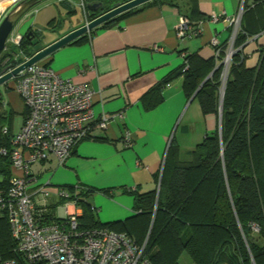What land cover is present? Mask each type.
Instances as JSON below:
<instances>
[{
	"label": "crops",
	"instance_id": "0c3cea01",
	"mask_svg": "<svg viewBox=\"0 0 264 264\" xmlns=\"http://www.w3.org/2000/svg\"><path fill=\"white\" fill-rule=\"evenodd\" d=\"M16 1L0 0V17ZM88 1L43 0L21 18L18 29L23 34L35 32L34 41L38 38V42L33 48L38 50L89 21ZM245 2L249 11L243 16V7L236 28L232 19ZM77 5L82 8L83 18L72 21ZM136 8L110 27L101 24L84 34V39L75 41L76 38L40 62L61 77L86 84L94 91V119L102 114L123 113L122 119L114 118L106 129L93 128L90 136L78 142L55 181L71 195L79 194L96 205L95 217L102 223L133 216L134 192L157 191L172 139L179 159L187 161L195 146L219 129V114H203L195 96H186L182 75L161 86L157 104H146L154 96L149 91L182 65L183 54H197L221 63L216 50L231 45L241 22L247 30L258 31L241 46L248 67L257 64L259 50L264 48V31H259L264 26V0H150ZM212 15L217 19L213 20ZM182 16L189 20L190 31L180 38L176 26ZM213 39L216 45L212 44ZM14 81L7 83L3 91H12L13 96L4 99L1 94L2 111L6 114L2 130L7 128L8 138L19 131L25 116ZM18 106H22L21 118L13 131V114ZM126 132L131 137L128 146L123 142ZM35 164L40 169L45 167V171L57 165L53 158ZM43 173L40 170L34 174L39 179ZM76 182L91 188L92 193L83 196L80 189H75ZM98 193L112 199H99L95 196ZM49 203L52 214L62 215L61 200L52 195Z\"/></svg>",
	"mask_w": 264,
	"mask_h": 264
},
{
	"label": "trees",
	"instance_id": "16d2710c",
	"mask_svg": "<svg viewBox=\"0 0 264 264\" xmlns=\"http://www.w3.org/2000/svg\"><path fill=\"white\" fill-rule=\"evenodd\" d=\"M243 7L244 16L249 11L247 2ZM135 10L129 9L102 26L110 27ZM95 15L88 13V19ZM259 31H264V26ZM256 33L241 22L225 81L220 134L215 130L206 135L187 161L179 159L172 139L158 193L156 189L134 192L135 214L125 220L100 222L92 204L76 195L82 228L125 232L140 245L146 240L144 255L150 264H180L173 255L183 251H188L196 264H252V260L264 264V48L253 67L245 64L241 49L247 37ZM34 40L24 34L19 48L7 47L0 56V71L31 56L37 50ZM224 56L225 50H219V62ZM222 70L223 64L213 58L185 54L182 65L149 91L154 96L146 104H157L161 86L182 75L186 96L190 98L202 84L195 94L201 111L217 114ZM5 120L0 94V147L9 145L7 134L2 133ZM9 172V160L0 155V175L4 176L0 189L6 188ZM92 191L84 185L80 188L86 197ZM254 225L259 229L254 230ZM0 256L2 260L19 258L5 216H0Z\"/></svg>",
	"mask_w": 264,
	"mask_h": 264
},
{
	"label": "built area",
	"instance_id": "2783aa9c",
	"mask_svg": "<svg viewBox=\"0 0 264 264\" xmlns=\"http://www.w3.org/2000/svg\"><path fill=\"white\" fill-rule=\"evenodd\" d=\"M242 11L241 3L238 15L232 19L236 28ZM211 18L217 19L215 15ZM176 31L180 38L188 36L190 23L186 17L180 18ZM22 38L23 33L14 28L7 38V47L19 48ZM233 41L221 60L227 72L236 51ZM212 44L216 45L215 39ZM29 57H22L18 64ZM13 79L26 114L19 131L9 137V145L0 147V155L9 160L10 171L6 188L0 189V216L7 219L19 258L2 260L0 256V264H150L144 255L146 240L140 245L125 232L106 227L82 228L77 196L49 182L38 183L31 171L33 164L49 158L61 166L93 128L106 129L114 118L122 119L123 113L102 114L94 119V91L86 84L61 77L40 62L21 70ZM2 131L8 132L5 127ZM123 142L125 146L131 144L128 132L123 135ZM52 195L62 201V215L50 212ZM69 205L74 208L69 209ZM91 208L96 211L95 206Z\"/></svg>",
	"mask_w": 264,
	"mask_h": 264
},
{
	"label": "water",
	"instance_id": "95a60500",
	"mask_svg": "<svg viewBox=\"0 0 264 264\" xmlns=\"http://www.w3.org/2000/svg\"><path fill=\"white\" fill-rule=\"evenodd\" d=\"M41 1L43 0H17L13 4V6L3 15V17H1L0 19V56L2 52L7 48V44H6L7 38L9 34L11 33V31L19 23L21 18L29 10H31L33 7L39 4ZM110 1L111 0H89L86 3V6L92 14H97L94 16V18L85 22L83 25L65 34L64 36L58 38L57 40L49 43L48 45L36 50L24 62L16 66H13V67L3 68L0 71V86L5 84L8 80L14 78L21 70L25 69L26 67L32 64H35L37 62H41L44 58L52 54L58 48L68 44L69 42L93 30L94 28L101 25L102 23L122 14L123 12L129 9H132L134 7H137L150 0H125V1L117 0L113 4ZM26 37H28L29 40H33L34 38H36V36L32 32L26 33ZM37 42H38V38L36 40V43ZM216 68L217 66L213 69V71ZM211 73L207 77H209ZM201 85L202 84L199 85V87L197 88L195 93L192 95V97L195 96L196 92L200 89ZM224 87H225V84L221 90L220 107H219V112H218L219 114V129H218L219 134L221 132L220 131L221 130V104H222V99H223ZM0 94L2 93L0 92ZM3 181H4V176L0 175V184ZM158 191H159V185L157 188V193Z\"/></svg>",
	"mask_w": 264,
	"mask_h": 264
},
{
	"label": "rangeland",
	"instance_id": "374dc122",
	"mask_svg": "<svg viewBox=\"0 0 264 264\" xmlns=\"http://www.w3.org/2000/svg\"><path fill=\"white\" fill-rule=\"evenodd\" d=\"M117 0H111L110 2L113 4L114 2H116ZM109 2V3H110ZM38 5V4H37ZM75 9H76V11H77V13L74 15V17L72 18V21H76L77 19H79V18H83V12H82V8L80 7V6H75ZM82 21H83V19H82ZM15 30L16 31H18V32H20V30L18 29V26L16 25L15 26ZM20 33H22V32H20ZM227 71H225L224 70V68H223V70H222V82H221V85H220V94H221V90H222V87L224 86V84H225V79L227 78ZM13 79V78H12ZM12 79H10V80H8L7 82H6V84H3V85H1L0 86V92L1 93H3L4 95H3V97H4V99H8L9 98V96L10 97H12L13 96V94H12V91L11 92H3L4 90H5V87H6V85H7V83H12ZM223 81H224V83H223ZM13 84V83H12ZM13 86V85H12ZM9 88V87H8ZM22 109V106H18V108H17V112H16V114L14 115L13 114V116H14V122H15V125H14V127H13V131H16L17 130V127H18V123H19V121H20V118H21V116H20V110ZM40 166L38 165V164H33L32 166H31V170H33L34 171V173H37V172H40V170H41V172L43 171L44 173L41 175L42 176V178L40 177L39 179H37V182L38 183H40V184H45V183H47V182H49L50 184H51V186H60V185H55V181H56V178H57V176H58V174H59V171L63 168V166H57L56 164H55V166L52 168V169H50V170H46L45 171V167H42L41 169L39 168ZM54 184V185H53ZM74 186H78V183L76 182V183H74ZM70 192V191H69ZM95 196H97V198H105V199H112L111 197H108V196H106V195H103L102 193H98L97 195H95ZM96 206V205H95ZM97 207V206H96ZM97 215V214H96ZM253 229L254 230H258L259 228L257 227V226H253ZM148 235V234H147ZM175 252H173L172 253V255L174 254ZM173 257H175V258H178V261L180 262V264H196L195 262H194V260H193V258H192V256L189 254V252L188 251H183L182 253H179V254H177V255H173ZM252 264H254V261L252 260Z\"/></svg>",
	"mask_w": 264,
	"mask_h": 264
},
{
	"label": "flooded vegetation",
	"instance_id": "af4514ba",
	"mask_svg": "<svg viewBox=\"0 0 264 264\" xmlns=\"http://www.w3.org/2000/svg\"><path fill=\"white\" fill-rule=\"evenodd\" d=\"M119 1H125V0H119ZM107 6V5H106Z\"/></svg>",
	"mask_w": 264,
	"mask_h": 264
}]
</instances>
